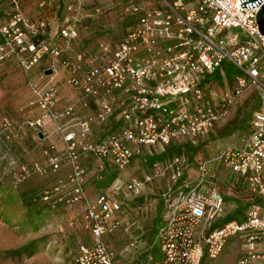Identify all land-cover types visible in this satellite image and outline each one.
<instances>
[{
  "label": "built area",
  "instance_id": "2783aa9c",
  "mask_svg": "<svg viewBox=\"0 0 264 264\" xmlns=\"http://www.w3.org/2000/svg\"><path fill=\"white\" fill-rule=\"evenodd\" d=\"M263 4L264 0L244 8L241 0H158L148 7L124 6L125 13L136 14V25L100 65L83 52L69 53L78 36L75 24L68 21L59 28L58 37L63 39L59 45L41 37L45 21H31L21 8L22 0H0V63L15 59L28 73L50 55L47 68L64 67L67 83L79 92L73 102L59 107L57 84L36 79L29 83L41 114L26 124L41 131L49 119L61 136V147L46 146L43 162H19L11 142L19 139L21 126L7 116L0 118L3 178L17 183L32 172L67 170L65 179L43 190L40 200L53 207H82V221L92 241L78 246L75 264H115L105 235L108 221L122 208L116 189L88 194L82 156L93 155L102 170L108 163L123 169L143 146H166L183 138L195 143L214 130L249 85L257 89L258 110L239 143L221 146L198 164L193 176L186 173L188 159L175 156L166 166L154 162L150 175L132 177L125 187L138 196L145 182L171 171L175 183L163 197L158 231L165 264H203L206 258L219 256L232 240L241 245L238 264H264V35L257 22ZM82 5L76 0L66 10L77 20ZM224 63L235 70L233 83L214 103L210 92L227 76ZM217 70L219 79L214 77ZM79 109L94 110V116L71 122ZM113 121L114 127L100 139H91L94 122ZM217 167L232 170L235 177L224 181ZM223 181L232 194L239 181L259 198L246 206L240 219L224 221L228 208L220 190Z\"/></svg>",
  "mask_w": 264,
  "mask_h": 264
},
{
  "label": "rangeland",
  "instance_id": "374dc122",
  "mask_svg": "<svg viewBox=\"0 0 264 264\" xmlns=\"http://www.w3.org/2000/svg\"><path fill=\"white\" fill-rule=\"evenodd\" d=\"M129 1L89 0L84 3L81 12L97 15L83 17L82 24L76 26L79 36L75 43L72 41L69 53L83 52L87 59L95 58L100 65L110 59L119 38L124 33L121 25L124 20L123 8ZM55 4L46 5L44 13L35 5L26 16L34 22L45 19L50 33L54 32L48 39L58 44L59 28L66 25L64 20L71 14L66 10L67 3L65 4L64 0H58ZM51 62V56L46 55L38 68L28 73L13 65V67L7 64L0 65V118L7 116L16 125L21 126L18 129L22 138L24 136L26 138L27 134H30L33 141H37L38 138L37 129L26 124L28 120H34L40 115L39 109L32 104L29 86L31 81L36 79L41 83L61 84L64 92H71L72 86L66 80L67 71L64 70L63 74L62 69H59L58 74L56 71L50 75L45 74V67ZM232 83L233 78L227 76L217 82L210 92L212 101L219 103L224 92L231 89ZM258 102L256 87L249 85L243 95L235 100L229 113L221 121V127L207 136L205 143L200 145L195 154L186 143L180 144L183 146L181 151L177 149L179 144L171 146L168 151H163L160 147L151 149L143 147L140 155L135 156L125 168H109L108 173H103V179H97L94 175L87 176L86 187L92 188V196H95L93 190L97 183L101 188H110L111 185L112 189L117 191V198L123 200L126 206L115 212L120 224L111 226L110 233L107 232L105 235L106 241L119 253L121 259L127 258L129 264L144 259L145 253L140 254L141 250L135 252L132 249L130 256L127 257L122 248L129 244L131 238L140 237L147 240L154 232L160 212L161 195L172 183L171 171L167 170L164 175L155 176L149 182H145L142 195L138 197L126 192L127 181L132 177L145 179L151 174L154 162L166 166L176 154L181 153L186 159L191 157L189 161L193 159L191 168L194 167V170L191 171L196 174L197 160L201 161L216 153L225 144L239 143L245 137L249 131L250 118L258 110ZM186 140L188 138L181 139L183 142ZM32 142L24 144L20 137L16 139L12 143L14 155L28 164L43 162L46 147L41 148L43 153H36L35 144H31ZM2 167L3 164L2 166L0 164V171ZM217 171L224 181L235 177L232 170L217 167ZM58 173L32 172L26 180L17 183L12 178H3L0 174V264H75L78 243L89 241L91 238L81 219L82 207L72 209L63 205L53 207L44 204L38 195L35 196L36 192L53 186L62 178L65 179V173ZM224 181L220 185V190L227 197L228 214L231 209L236 208L237 203L232 193L226 190ZM240 247L238 241L232 240L219 256L214 259L206 258L203 264H238ZM158 257H161L160 253Z\"/></svg>",
  "mask_w": 264,
  "mask_h": 264
},
{
  "label": "crops",
  "instance_id": "0c3cea01",
  "mask_svg": "<svg viewBox=\"0 0 264 264\" xmlns=\"http://www.w3.org/2000/svg\"><path fill=\"white\" fill-rule=\"evenodd\" d=\"M41 0H22V5H21V8H22V10H23V12L27 15V12H29V11H31L32 10V7L33 8H35V5H37V7H39L38 9L39 10H41V12H43L44 13V11H45V9H44V7L46 6V5H50L51 3H49L48 1L49 0H46L47 1V4L43 7V6H40L39 5V2H40ZM76 0H74V2H75ZM83 4L84 3H86V2H88L89 0H80ZM64 2H65V4L67 3H71V2H73V1H70V0H64ZM133 4H137V5H140V6H142V7H148V6H151V5H155V4H157V0H154V1H152V0H130L129 2H126V4L124 5V6H127V5H133ZM53 5H56L55 3L53 4ZM44 9V10H43ZM69 14H71L70 15V17H67V18H65V22H68V21H70V23H72V24H75L76 26L79 24V25H81L82 24V21L81 20H83L82 18L83 17H95L96 15H97V13H93V14H84L83 12H81L80 11V13L77 15V20H75V16H74V14L72 13V12H68ZM95 15V16H94ZM49 18V17H48ZM48 18H46V19H48ZM123 18H124V20H123V23L121 24L123 27V30H124V33H123V35L126 33V32H128V31H130V30H132L134 27H135V25H136V18H137V16H136V14H133V13H129V14H127V13H125L124 12V8H123ZM42 19H44V18H42ZM45 20V19H44ZM53 20V19H52ZM46 21V20H45ZM85 28H86V26H85ZM81 29V28H80ZM82 30V29H81ZM122 30V31H123ZM54 31V30H53ZM53 33V35H54V32H51L50 34H52ZM123 35L121 36V38L123 37ZM79 36V35H78ZM77 36V37H78ZM77 37L74 39V43L76 42V40H77ZM121 38H119V41L117 42V44H116V47H117V45H118V43L120 42V40H121ZM60 43H58L59 45H62V41H63V39L62 38H60V37H58V39H57ZM115 47V48H116ZM43 61V60H42ZM42 61L40 62V63H42ZM9 65V66H14L15 68H18V69H20L21 70V68L20 67H18L17 66V62H16V60L15 59H10L9 61H6V62H3V63H0V65ZM40 65V64H39ZM39 65H37V66H35V68H33V69H35L36 70V68H38V66ZM12 66V67H13ZM45 68H47V67H45ZM59 69H62L61 71L63 72V74H64V70L65 71H67L64 67H59L57 70H56V74H58L59 73ZM35 70H33V71H35ZM67 72H66V78H67ZM41 78V77H40ZM39 77H38V79H40ZM42 79V78H41ZM57 86H59V88H60V92H59V97H58V99H59V107H64V106H66L67 104H70L71 102H73L76 98H77V96H78V94H79V92H76V90L72 87V89H71V92H64L63 91V88H62V85L61 84H57ZM31 93V92H30ZM244 93V92H243ZM243 93L241 94V96L243 95ZM31 96H32V98H33V95H32V93H31ZM240 96V97H241ZM32 104H34V106H36L37 108H38V106H37V104H35L33 101H32ZM39 109V108H38ZM39 111H40V109H39ZM40 114H41V111H40ZM40 116V115H39ZM38 116V117H39ZM80 116H94V110H91V109H83V110H81V109H79L78 110V112L76 113V115L74 116V118L73 119H70L71 120V122H75L77 119H79V117ZM70 120H69V118L68 119H66V121H67V123H70ZM114 121L113 122H110L108 125H104V124H98V123H96V122H94L93 123V130H94V133H93V135L91 136V139L92 140H98V139H100L109 129H111L112 127H114ZM221 127V121L220 122H218L217 124H216V126H215V128H214V130L212 131V132H214L216 129H218V128H220ZM38 130H36V132H37ZM41 131L43 132V134H44V138L43 139H41L39 136H38V138H37V141H33L32 140V137L30 136V134H27L28 136L25 138V136H24V138H22V136H21V140L23 141V143L24 144H27V143H29V142H32L31 144H35V149H34V152H36V153H43L42 151H41V148H44V147H46V146H48L50 143H55V144H57L59 147H61L62 146V142H61V136L58 134V133H56L55 132V124L51 121V120H49V119H45L44 120V126H43V128L41 129ZM39 132V131H38ZM37 132V133H38ZM206 138H207V136L206 137H204L203 138V140L204 141H206ZM188 140H190V139H188ZM187 141V140H186ZM198 141V140H197ZM14 142V141H13ZM179 142H183V141H179ZM194 143V142H193ZM197 145L199 144L198 142H195ZM203 143H205V142H203ZM202 143V144H203ZM12 146V145H11ZM143 147H146V148H149V149H151V148H156V147H160V148H162V149H164V147L165 146H156V147H151V146H143ZM142 147V148H143ZM213 154V153H212ZM140 155V154H139ZM135 156H138V155H135ZM134 156V157H135ZM133 157V158H134ZM207 158V157H206ZM206 158H203L201 161H203L204 159H206ZM133 160V159H132ZM193 160V159H192ZM192 160H188V166H187V169H186V173L188 174V175H190V176H193V175H195V173H193L191 170H194V167L193 168H191V165L193 164V162H192ZM81 161H82V164L85 166V167H87V169H88V177H89V175H94L95 176V178H97V179H103V177H104V175H103V173L105 174V172L106 173H108L107 171H108V169L109 168H116L112 163H108L107 165H106V167L102 170V169H100V168H98V165H97V161H96V159H95V157L93 156V155H91V154H84L83 156H82V159H81ZM201 161H198L197 160V167H198V164L201 162ZM88 162H90L89 164H88ZM196 168V167H195ZM67 170H64V169H62L61 171H59L60 173H58V174H62V173H67L66 172ZM65 177H66V175H65ZM64 177V178H65ZM63 179V178H62ZM61 180V179H60ZM171 180H172V178H171ZM149 182V181H148ZM58 183V181L57 182H55V184H57ZM175 182L172 180V183H171V185L169 186V188L165 191V192H163L162 193V195H161V205H160V212H159V216H158V219L156 220V224H155V228H154V232L153 233H151V235L147 238V240H143L142 238H140V237H137V238H131V240L129 241V244H127L124 248H122V252L123 253H125V255L127 256V257H129L130 256V254H131V251L130 250H135V252H137V251H139V250H141L142 252H140V254H143V253H145L144 255V259H139L137 262H135V263H133V264H165V261H164V254L162 253V251H161V248H160V243H159V241H158V231H159V228H160V226H161V224H162V219H161V214H162V210H163V197H164V195H165V193L166 192H168L170 189H171V187L173 186V184H174ZM54 184V185H55ZM87 184V183H86ZM97 185H98V183H97ZM95 186L94 187V190H93V193H94V195H96L100 190H104V191H108V192H110L111 190H113L112 189V186L110 185L109 187L110 188H101L100 186ZM143 188H144V186H143ZM143 188H142V191H143ZM109 189H111L110 191H109ZM86 190H87V192H88V194H90L91 196L93 195V194H91L92 193V188H87L86 187ZM125 190H126V187H125ZM142 191H141V194L140 195H138V196H141L142 195ZM127 192V191H126ZM138 196H135V197H138ZM116 198H117V196H116ZM118 199V198H117ZM119 200H121V199H119ZM121 202H122V207H126L125 205H124V203H123V200H121ZM77 207V206H76ZM75 207V208H76ZM81 219H82V217H81ZM113 219H117V221H115V222H113L112 223V225L111 226H116V225H119L120 223H119V217L116 215V214H114V216H113ZM88 231V233L90 234V231L89 230H87ZM109 233H110V230L108 231ZM116 232H118V231H116ZM90 237H91V234H90ZM91 241H92V238H90V240L89 241H81L80 243H78V245H77V248H78V246L80 245V244H82V243H87V244H89V243H91ZM109 244V243H108ZM142 245V246H141ZM110 246V245H109ZM111 248V247H110ZM144 251H143V250ZM77 250V249H76ZM111 251H112V257H113V260H114V262H115V264H129L128 263V260H127V258H120L119 257V253H117V251L114 249V248H111ZM128 251V252H127ZM158 253H160L161 254V257H158Z\"/></svg>",
  "mask_w": 264,
  "mask_h": 264
},
{
  "label": "trees",
  "instance_id": "16d2710c",
  "mask_svg": "<svg viewBox=\"0 0 264 264\" xmlns=\"http://www.w3.org/2000/svg\"><path fill=\"white\" fill-rule=\"evenodd\" d=\"M49 35H50V31L48 30L47 26H45L44 27V33L41 34V37L42 36L49 37ZM223 67H224V69L226 71L227 77L232 78V76L235 73V70L230 65H228L227 63H224ZM214 77L216 79L220 78V71L219 70H217L215 72ZM20 138H21V136H20ZM197 140H198L197 142L199 143L198 145L197 144L195 145V143H193V141H191V140H187L185 142H179V141L178 142H173L171 144L166 145L164 147L163 151H168L171 146L177 145V144H179L177 146V149L179 151H181L183 146H181L180 144L183 145L184 143H186V146L189 147L192 150L193 154H195L198 151V149L200 148V145L204 142L202 137L198 138ZM12 143H13V141L11 142V145H12ZM175 156H184V154L183 153L176 154ZM184 157H186V156H184ZM189 159H191V157ZM19 162L20 163H26L25 161H22L20 159H19ZM26 164H28V163H26ZM53 186H50L48 188H51ZM48 188H45V189H48ZM45 189H42L39 192H36L35 196L38 195V198L40 199V195H41L42 191L45 190ZM232 196H233V199L235 200V202L237 203V206H236V208L231 209V211L228 213V215H227V217L225 218L224 221H229V220H232V219H240V217L243 215V213L245 211L246 206L249 203L259 199L256 194H253V193H251L249 191V189L247 188V186L244 183L239 182V181L236 183V187L233 190ZM43 203L46 204L45 202H43ZM115 221H117V219H110L108 221V231L110 230L112 223L115 222Z\"/></svg>",
  "mask_w": 264,
  "mask_h": 264
},
{
  "label": "water",
  "instance_id": "95a60500",
  "mask_svg": "<svg viewBox=\"0 0 264 264\" xmlns=\"http://www.w3.org/2000/svg\"><path fill=\"white\" fill-rule=\"evenodd\" d=\"M262 0H241V5L244 8H249V7H254L257 6ZM257 22H258V27L261 33L264 35V4L261 5V9L258 10L257 12ZM53 73L52 68H47L45 70V74L50 75ZM38 136L43 139L44 134L42 131L38 132Z\"/></svg>",
  "mask_w": 264,
  "mask_h": 264
}]
</instances>
